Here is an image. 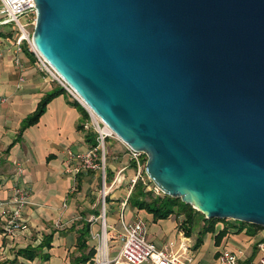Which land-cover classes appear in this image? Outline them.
<instances>
[{
    "label": "water",
    "instance_id": "water-1",
    "mask_svg": "<svg viewBox=\"0 0 264 264\" xmlns=\"http://www.w3.org/2000/svg\"><path fill=\"white\" fill-rule=\"evenodd\" d=\"M35 48L205 217L264 226V0H30Z\"/></svg>",
    "mask_w": 264,
    "mask_h": 264
},
{
    "label": "crops",
    "instance_id": "crops-1",
    "mask_svg": "<svg viewBox=\"0 0 264 264\" xmlns=\"http://www.w3.org/2000/svg\"><path fill=\"white\" fill-rule=\"evenodd\" d=\"M0 31L5 32L3 28ZM55 85L59 84L36 67L31 52L25 48L15 52L13 36L0 35V200L10 197L15 182L27 189L29 200L22 208L27 230L4 235L0 223V262L6 260L4 264H72L75 256L87 251V248L77 246V231L82 220H88L91 214H95L98 199L94 198V193L96 184L101 181L100 171L82 169L77 181L76 175L65 169L77 162L68 160L67 150L77 152L89 145L85 140L86 132L78 127L83 122L80 111L68 103L67 92L59 93L47 102L38 121L25 127L18 135L22 119ZM123 152L129 153L126 149ZM19 166L21 171L18 172ZM109 170L108 222L114 227L107 232L108 244L110 236L119 239V225L116 227L115 223H119L120 202L127 193L135 166L126 162L115 170V165L111 164ZM117 173L122 174L120 181L112 183V177ZM122 186H125V191L117 190ZM127 206L133 210L131 219L142 216L147 218L148 225L150 220L157 223L165 219L153 220L149 212L131 206L129 201ZM57 219L59 225L55 224ZM91 227L99 229V221L92 222ZM174 228L172 237H148L159 245L163 244L169 238L179 237L177 222ZM49 232H52L51 245L43 249L49 252L48 258L17 256L16 261L11 260L16 248L26 244L35 246L43 234ZM231 235L237 236L236 233ZM87 243H94L90 235ZM120 245L121 242L109 247L110 252L114 253ZM214 246L215 255L218 245ZM80 264L99 263L89 259Z\"/></svg>",
    "mask_w": 264,
    "mask_h": 264
},
{
    "label": "built area",
    "instance_id": "built-area-1",
    "mask_svg": "<svg viewBox=\"0 0 264 264\" xmlns=\"http://www.w3.org/2000/svg\"><path fill=\"white\" fill-rule=\"evenodd\" d=\"M34 6L35 4L30 0H0V28L4 24L12 22L17 31L13 38V50L17 52L26 47L33 54L36 67L62 86L67 94L78 100L88 112V116L83 119L82 129L85 132L93 131L95 133L96 144L88 145L77 152L67 150L68 160H77V162L65 169L73 172L74 175L82 169H97L100 171L102 186L99 199L101 202L100 211L97 214H91L88 218L90 237L94 241L95 248L91 259L99 264H141L143 262H149L150 264H199L194 253L195 238L193 239L190 234L186 235L184 229L179 230L178 238H169L159 245L148 237V223L144 217L137 216L129 220L125 219L124 210L128 204L129 192L138 178L144 180L146 160L144 159L146 157L144 152L133 149L128 145L129 155L135 163V173L129 179L127 193L120 202L117 217L119 221L117 237L120 239L121 245L114 253L110 252L107 232L114 226L106 221L105 212V196L109 193V183L105 179V139L116 134L83 102L74 88L35 48L29 27L35 21ZM22 15H25L24 20L20 19ZM116 137L118 136L116 135ZM19 171H21V166L18 167ZM120 175L122 174L117 173L114 175L111 182H119ZM154 190L156 192L160 191L155 185ZM28 201L27 189L15 182L10 197L6 200H0L2 234L12 235L17 231L27 230V224L22 216V208ZM96 220L100 222L99 229H92L91 224ZM55 224H60L59 219L55 221ZM248 239L251 240V237ZM255 248L257 253L253 255V252L246 254L244 247L241 245L219 244L214 258L206 264H264V240L255 242Z\"/></svg>",
    "mask_w": 264,
    "mask_h": 264
},
{
    "label": "trees",
    "instance_id": "trees-1",
    "mask_svg": "<svg viewBox=\"0 0 264 264\" xmlns=\"http://www.w3.org/2000/svg\"><path fill=\"white\" fill-rule=\"evenodd\" d=\"M0 35H8L7 32L0 31ZM25 50L30 52L26 47ZM66 92L65 89L60 85H55L51 90L46 92L41 99L38 101L36 108L29 114H27L21 122L20 128L18 130V135L22 132V130L38 121L39 116L45 110L47 102L55 95ZM67 95V101L71 105L75 106L81 113L83 119L88 116V112L86 108L76 99L69 97ZM78 127H82V123L78 124ZM85 140L89 143V145H95V133L93 131H87L85 133ZM145 157V156H144ZM146 159V157L144 158ZM133 161V160H132ZM135 164L134 161L132 163ZM81 171L77 172L76 180L78 181L79 175ZM111 171H106V181L110 175ZM145 173V172H144ZM108 174V175H107ZM149 182L151 179L147 177V180H142L138 178L133 184L127 201L133 207L138 209H144L152 215L153 220H157L160 218H167L170 214L174 213L176 216L182 214L183 218L177 223L178 228L184 229L186 235L191 234L192 226L196 223V218L202 219V224L198 228V233L195 238L194 247L197 248L203 242V235L206 232L213 233V241L215 245H219L224 236L230 233H238L243 231L248 235H254L260 228H264V226L252 223L245 222L239 219H232L228 221L227 219L215 218V217H205L203 213L194 208L191 204L184 202L178 196H171L169 194L163 193L162 191L156 192L154 190V184L149 186ZM78 184V183H77ZM108 195L105 196V201L108 202ZM100 209L96 208L94 213H99ZM226 221L221 227H216V223L218 221ZM90 235V222L88 220H82L81 226L77 231V240L76 244L79 248H87L86 252H81L79 255L74 257V262L72 264H80L85 262L94 254L95 248L94 245H88L87 239ZM52 232L43 234L41 241L32 246L30 244H26L25 246H21L16 248L15 256L12 261H16L17 256H22L27 259H33L35 256H39L41 258H48L49 252L43 250L44 248H49L51 245ZM261 240H264V236ZM6 260L0 262V264H4Z\"/></svg>",
    "mask_w": 264,
    "mask_h": 264
},
{
    "label": "rangeland",
    "instance_id": "rangeland-1",
    "mask_svg": "<svg viewBox=\"0 0 264 264\" xmlns=\"http://www.w3.org/2000/svg\"><path fill=\"white\" fill-rule=\"evenodd\" d=\"M21 20L25 19V15L20 16ZM33 25L30 24L29 27L31 29L32 32V27ZM5 32L8 33L9 36H15L16 34V30H15V26L13 25L12 22L4 24L1 26ZM127 149V145L118 137H116V135L113 136H108L105 139V164H106V171H109V166L111 164L115 165V170L118 169V166L121 165L122 163H126V162H130L131 165L133 163V161L131 160V157L129 155V153H124L123 150ZM113 152V153H112ZM119 152H122L121 154H118ZM115 155V156H114ZM123 161V162H122ZM119 164V165H117ZM108 175V174H107ZM144 180H147V175H145L144 173ZM149 178V177H148ZM98 181H100V179H98ZM75 182V180H74ZM149 186L153 185V182H149L148 183ZM96 188H95V193H94V198H96L97 201V208L100 209L101 207V202H100V190H101V181L99 183L96 184ZM117 190L120 191H125V186H122L120 189L117 188ZM108 202L105 201V212H106V221H108ZM125 219L129 220L132 217V213L133 210L130 208V206H126L125 210ZM183 218L182 214L176 216L174 213L170 214L167 218H165L163 221H159L157 223H155L154 221H149V225H148V236L152 235L154 237L156 236H161L164 235V239H166L165 237H172L175 234V222L179 223V221ZM147 219V218H146ZM222 219H227V218H222ZM233 218H228L231 221ZM100 223V222H99ZM224 223H226V221H218L216 223V227H221ZM202 224V219L196 218V223L192 226V232L190 234V236L194 239L196 238V235L198 233V228L200 227V225ZM116 227H118L119 223H115ZM110 234V233H109ZM115 234V232H114ZM112 234V235H114ZM237 236H230V234L226 235L223 237L222 241L220 244H226L228 246H235L236 245H241L242 247H244L246 254L248 253H252L253 255H255L257 253V249L255 248V242L260 241L262 239V237L264 236V228H260L254 235H248L246 233H244L243 231H240L238 233H236ZM213 233L212 232H206L203 235V242L194 249V253H195V258L196 260L199 262V264H206V263H210L211 260L213 259L214 256V243H213ZM251 237V240H249L248 238ZM115 236L112 237L110 236L109 239V247L111 246H115L116 244L120 243V239L115 240ZM195 240V239H194ZM235 243V244H234ZM234 244V245H232Z\"/></svg>",
    "mask_w": 264,
    "mask_h": 264
}]
</instances>
